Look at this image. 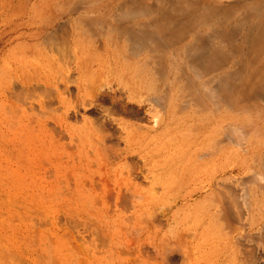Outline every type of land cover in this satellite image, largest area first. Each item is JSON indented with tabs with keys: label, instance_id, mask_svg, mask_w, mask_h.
I'll list each match as a JSON object with an SVG mask.
<instances>
[{
	"label": "rangeland",
	"instance_id": "374dc122",
	"mask_svg": "<svg viewBox=\"0 0 264 264\" xmlns=\"http://www.w3.org/2000/svg\"><path fill=\"white\" fill-rule=\"evenodd\" d=\"M262 28L264 0H0V264H264Z\"/></svg>",
	"mask_w": 264,
	"mask_h": 264
},
{
	"label": "bare ground",
	"instance_id": "6f19581e",
	"mask_svg": "<svg viewBox=\"0 0 264 264\" xmlns=\"http://www.w3.org/2000/svg\"><path fill=\"white\" fill-rule=\"evenodd\" d=\"M187 9H188V8H187ZM187 9H186V10H187ZM186 10H185V11H186ZM188 10H189V9H188ZM188 10H187V12H188ZM179 12H180V10L177 11V13H179ZM181 12L185 13V12H184V9H182ZM190 12H191V10H190ZM126 14H128V13H126ZM172 14H173V13H172ZM174 14H175V13H174ZM181 14H182V13H181ZM181 14H180V15H181ZM197 14H198V13H196V15H193V14H192L191 17H192V16H193V17L195 16V19H196V18L198 19V17H200V14H198V15H197ZM80 15H81V14H80ZM168 15H169V13H168ZM169 16H170V15H169ZM188 16L190 17V13H189ZM197 16H198V17H197ZM59 17H60V16H59ZM63 17H64V16H63ZM70 17H71V16H70ZM165 17H166V19H167V15H166V16L162 17L163 19L160 18V20H161V21L163 20V21L165 22V20H166V19L164 20ZM168 18H169V17H168ZM170 18H171V16H170ZM170 18H169V19H170ZM180 19H181V18H180ZM185 19H187V18H185ZM189 19H190V18H189ZM191 19H192V18H191ZM197 19H196V20H197ZM58 20H59V19H58ZM60 20H61V19H60ZM95 20L97 21V19H95ZM173 20H175V19H173ZM193 20H194V19H193ZM198 20H199V19H198ZM96 21H92V23L94 24ZM157 21H158V20H157ZM157 21H156V22H157ZM182 21H183V20H182ZM185 21H186V20H185ZM159 22H160V21H159ZM159 22H158V23H159ZM191 22H192V20H189V23H191ZM162 23H163V22H162ZM192 23H193V22H192ZM61 24H62V23H61ZM159 24H160V23H159ZM163 24H164V23H163ZM183 24H184V22H183ZM185 24H186V23H185ZM57 25H58V24H57ZM57 25H55V26H57ZM160 25H161V24H160ZM179 25H180V24H179ZM47 31H48V30H47ZM262 32L264 33V28H262ZM262 32H260V34H259V37H261V38L264 37V34H263ZM41 34H42V36H43V34H45V36H46V34H47L46 30H45V29H39V30L36 31V34H33V35H38V36H39V35H41ZM137 34H138V33H136L135 29H128V35L131 36L133 42H135L136 44L139 45V48H138L137 52H140V54H142V55L145 54V52H147V55H148V46H147V44H146V40L144 39L145 37H139V35H137ZM19 35H21V34H19ZM130 36H129V37H130ZM141 36H142V35H141ZM68 38H69V37H68ZM65 39L68 40L67 37H65ZM71 39H72V38H71ZM137 40L139 41V43H137V42H138ZM159 46H161V45H159ZM165 46H166V44H165ZM149 50H150V49H149ZM152 50H153V49H152ZM172 51H173V50H172ZM135 52H136V49H135ZM173 52H174V51H173ZM107 53H108L107 55H108L109 57H110V56H113L112 53H110V52H107ZM108 56H107V57H108ZM206 57H207L206 59H207V61H208V59H209V55L207 54ZM108 59H109V58H108ZM193 60H194V59H193ZM194 61H195V60H194ZM197 61H198V60H197ZM197 61H196V62H197ZM204 67H205L206 69H209V68H210L209 65H208V68L206 67V65H204ZM210 69H211V68H210ZM210 69H209V70H210ZM209 70H208V71H209ZM209 72H210V71H209ZM209 72H208V73H209ZM166 78H167V77H166ZM167 80H168V79H167ZM167 80H166V81H167ZM166 81H165V82H166ZM168 82H169V81H168ZM168 82H167V83H168ZM50 84H51V83H50ZM168 84H169V83H168ZM36 85H37V84H36ZM36 85H33V86L36 87ZM20 86H21V85H20ZM22 86H23V85H22ZM30 87H31V86H30ZM21 88H22V87H20V89H21ZM24 88H25V86H24ZM28 88H29V86H28ZM170 88H171V87H170ZM31 89H34V88L32 87ZM21 90H22V89H21ZM25 90H26V89H25ZM25 90H23V91H25ZM18 91H20V90H18ZM18 91H17V92H18ZM12 93H13V92H12ZM18 93H19V92H18ZM20 93H21V92H20ZM20 93H19V94H20ZM30 93H31V92H30ZM22 94H23V93H22ZM31 94H32V93H31ZM97 94H98V93H96V95H97ZM100 94H102V93L100 92ZM20 95H21V94H20ZM102 95H103V94H102ZM12 97H13V96H12ZM12 97H11V98H12ZM21 97H22V96H21ZM27 97H28V96H27ZM91 97H93V96H91ZM16 98H17V97H16ZM25 98H26V96H25ZM97 98H98V97H97ZM102 98H103V97H102ZM110 98H111V97H110ZM156 98H157V97H156ZM156 98H151V99H156ZM99 99H100V98H99ZM103 99H104V98H103ZM103 99H101V100H103ZM112 99H113V97H112ZM114 99H115V98H114ZM116 99H117V98H116ZM158 99H159V98H158ZM158 99H156V100H158ZM195 99H196V97H195ZM14 100H16V99H14ZM18 100H19V99H18ZM94 100H95V99H94ZM105 100H106V99H105ZM108 100H109V99H108ZM149 100H150V99H149ZM196 100H197V99H196ZM95 101H97V99H96ZM110 101H111V100H110ZM112 101H113V100H112ZM112 101H111V102H112ZM119 101H120V100H119ZM140 101H141V100H140ZM159 101H160V99H159ZM193 101H195V100H193ZM115 102H117V101L115 100ZM122 102H123V101H122ZM137 102H138V101H137ZM153 102H156V101L154 100ZM153 102H152V103H153ZM17 103H18V102H17ZM119 103H121V102H119ZM160 103H161V102H160ZM158 104H159V103H158ZM5 105H6V104H5ZM96 105H97V104H96ZM140 105H141V104H140ZM156 106H157V105H156ZM133 108H134V107H133ZM135 111H136V109H135ZM135 111H134V112H135ZM139 111H141V110H139ZM8 112H9V111H8ZM132 112H133V110H132ZM11 116H12V115H11ZM135 116H136V115H135ZM138 116H139V115H138ZM15 117H16V116H15ZM9 118H10V115L7 114V112L4 113V121H8ZM138 118H139V117H138ZM140 118H142V117H140ZM160 119H161V117H160ZM14 120H15V119H14ZM14 120H13V121H14ZM155 120H156V119H155ZM155 120H154V121H155ZM13 121H10V123L13 122ZM157 121H158V119H157L155 122H157ZM8 122H9V121H8ZM8 122H7V123H8ZM155 122H154V123H155ZM155 124H156V123H155ZM159 124H160V123H159ZM162 124H163V123H162ZM160 125H161V124H160ZM136 127H137V126H136ZM162 127H163V125H162ZM138 128H139V127H138ZM159 128H160V126H159ZM207 128H208V127H207ZM237 218H238V217H237ZM253 229H254V228H253ZM249 230H250V229H249ZM201 233H202V234H201L199 237H202L203 240H202V241H199V242H198V245H201L202 247H205V245L209 246V243H210V242H207L208 239H206V238L203 237V231H201ZM180 234H181V233H180ZM234 235H235V234H234ZM180 236H181V235H180ZM230 236H231V235H230ZM231 237H232V236H231ZM231 237H229V238L232 239ZM234 237H236V236H234ZM234 241H235V239H234ZM181 242H183V241H181ZM181 242H180V243H181ZM217 242H219V241H217ZM227 242H228V241H227ZM183 243L185 244L186 242H183ZM219 243H220V242H219ZM221 243H222V242H221ZM232 244H233V241H232ZM180 245H181V244H180ZM216 245H217V244H216ZM181 246H182V245H181ZM215 247H216V246H215ZM215 247H214V248H215ZM217 247H218V246H217ZM221 247H224V246H221ZM232 247H233V246H232ZM230 248H231V247H230ZM213 250H214V249H213ZM226 250H227V246L225 245V247H224L223 250L221 249L220 251H218L219 253L217 252V253L220 255V257H221V261H222V259L225 260V258H226V253H224ZM228 250H229V249H228ZM230 251H231V250H230ZM187 252H188V251L185 250V253H187ZM211 252H212V250H211V246H209V251L206 250L204 254L208 255V254H210ZM227 252H228V251H227ZM163 253H164V251H163ZM231 253H232V252H230V254H231ZM164 255H166V254H164ZM164 255H163V256H164ZM216 256H217V254H216ZM160 257H161V256H160ZM161 258H162V257H161ZM164 258H165V257H164ZM188 258H189V257H188ZM186 259H187V258H186ZM219 261H220V260H219ZM221 261L219 262V264L221 263ZM253 262H254V261H253ZM193 263H194V262H193ZM197 263H198V262H197ZM254 263H255V262H254ZM254 263H253V264H254Z\"/></svg>",
	"mask_w": 264,
	"mask_h": 264
}]
</instances>
